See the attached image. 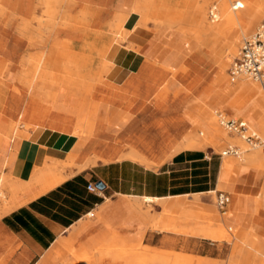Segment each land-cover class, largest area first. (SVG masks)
Segmentation results:
<instances>
[{
  "label": "rangeland",
  "instance_id": "374dc122",
  "mask_svg": "<svg viewBox=\"0 0 264 264\" xmlns=\"http://www.w3.org/2000/svg\"><path fill=\"white\" fill-rule=\"evenodd\" d=\"M151 1L153 8L156 7L158 9V12L154 15L156 21L148 20L146 22V27L150 29L148 44L151 43L153 45V51L150 56L144 54V63L137 73L125 82L123 97L118 101H110L107 105V110L110 111L106 116L107 124H110L109 121L113 122L114 118H127L121 120L123 124L120 126L117 124L112 125V134L114 136L120 135L124 139L129 131H139L141 127H148L155 122L158 125L167 123L174 118L182 116L185 112L194 113L195 117L188 119L186 124L193 126L195 133L198 134L202 124L199 118L200 112L214 110L215 116L221 113L227 117L246 120L258 135L263 136L264 123H261L260 116L241 117L231 115L229 109L217 107L212 101L215 95L221 92L219 84L214 79L213 72L218 68L217 63L222 62L224 66H222L223 74H225L227 80L232 85L246 83L257 87L260 99L257 101L256 110L264 117V91L260 82L244 76L236 77L233 81L229 73L230 65L238 54L242 40L253 33L264 19V0H245V6L238 9H232V4L236 0H227L231 12H236L238 16L248 20L247 25L243 29L239 24L232 25L230 29L223 27L224 19L222 16L218 17L219 0H207L204 9L200 8L203 13L202 21H205L207 25L213 24L214 26H219V32L212 31L206 36L203 34V37L201 36L203 39L199 41L202 43L200 50L198 49V41L195 39L193 31L196 26L198 27L197 21H195L198 18V7L206 0ZM64 6L67 8L96 10L86 5L71 4L69 0L64 3ZM213 6L217 13L215 20H212L209 16V10ZM36 7L37 13H34V16H31L32 18L29 21L31 26L38 31L42 26L38 25L34 17L41 10L39 6L36 5ZM114 12L120 13V11ZM166 22L172 23L168 25ZM158 23L160 24L158 25ZM232 35H235L234 41L231 39ZM103 36L104 34L102 33L101 37ZM33 40H35V43H39V45L43 44L36 35ZM86 41L92 42L93 40L87 39ZM123 41L122 39L118 44L110 41V44L103 51L109 52L114 45L121 46ZM80 44L81 46L77 45V43L70 44L67 41V37L62 35L46 48L52 46L54 50L61 54L74 53L78 56L82 55L81 51L86 54L88 49L82 46L85 42H80ZM40 50L39 48L35 51ZM147 60L154 63L146 62ZM93 63L94 61L89 60L86 64L90 66ZM49 67L54 73L57 71V67ZM87 74L88 71H82L79 75L73 77V81L81 80ZM167 82L169 89L163 90V86H166ZM160 91H167L168 93L160 95ZM80 95L81 93H79L78 98H80ZM244 95L247 94L245 93ZM235 97L238 98L239 96L237 97L236 95ZM26 99L28 100V97ZM251 99L254 100V97H251ZM46 116L47 111L42 110L39 111L37 118L44 120ZM7 120V118L0 115V128H2ZM22 130L21 127L18 129V133H21L22 136L15 137L8 155L1 150L7 144V140L3 141L0 138L1 174L6 173L5 170L15 157L19 143L27 135L28 130L24 133L21 132ZM224 133L223 131L222 138L217 143L206 142L200 148V150H203L210 156V160L205 161V184L192 188L194 190H206L205 192L190 193L150 203L139 198L141 209L149 216L146 218L133 216L131 213L123 210L122 219L110 222V228L101 224L96 213L98 209L80 222V224L86 225L85 229H82L83 235L80 230L81 228H72L67 232L65 237H61L65 240L72 239L74 246L72 248H65L58 244L46 264L77 263L78 255L81 251H97L99 249H118L125 252L128 255V261H125L123 264H138L136 256L139 258L144 253L159 257L164 256L163 258L167 257L165 258L167 259L165 264H208L207 262L210 264H230L229 256L232 251V244L234 242L242 245L245 244L239 240L240 235H237L236 231H238V234L245 232L254 233L255 236L261 237L264 243V228L262 232L257 231V228L264 224V196L260 195L261 188H259V197L257 198L262 199V205L253 201L257 190L254 177L258 170L257 167L243 162V158L253 147L236 135H230L232 138H226L225 134L227 133ZM203 136H205V133ZM125 140H127V137L123 140L120 151L127 152L132 148V145ZM157 144L160 145L162 142L158 141ZM229 145L235 146L239 150V154L222 156L221 152ZM96 152L100 153V151ZM173 154L175 153L167 156L159 165L169 160ZM99 157L97 158L99 159ZM97 158L96 161L98 160ZM223 162L237 167H245L247 171L229 175L224 188L217 189L214 193H207L209 190L216 189ZM158 166L149 168H156ZM76 171L79 170L71 165L64 169L66 176ZM262 172L261 187L264 181V171ZM181 181L185 182L188 179L182 178L176 182ZM158 187H164V183H158ZM218 193H225L229 197L224 211L219 210L217 207L216 196ZM118 199L133 201L137 198L120 196ZM177 200L185 201L189 205L175 207L174 210L168 212L161 206L163 203ZM107 203L111 204V201ZM1 211L0 203V213ZM207 224L211 225L216 231H223L229 234V238H221L222 242H210L206 239L192 237L200 227ZM185 227L186 229L183 230ZM87 235L103 236L91 240L89 243L88 239H85ZM230 241L233 243H230ZM249 251L254 256L251 253L241 251L237 255L238 257H236L237 264H253V259L255 264H264V248L262 254L253 251L250 247Z\"/></svg>",
  "mask_w": 264,
  "mask_h": 264
},
{
  "label": "bare ground",
  "instance_id": "6f19581e",
  "mask_svg": "<svg viewBox=\"0 0 264 264\" xmlns=\"http://www.w3.org/2000/svg\"><path fill=\"white\" fill-rule=\"evenodd\" d=\"M66 1L36 0V5L41 10L34 17L38 25L42 26L38 31L31 26L29 21L34 15L31 18H27L9 11L0 4V30L5 33L13 31L25 37L28 41V46L26 45L27 48L20 61L17 83L14 85L7 84L4 81V76H0L1 83L28 97V104L21 115H19V119L11 123L9 121L12 120L8 119L0 128V138L3 141L7 140V144L1 150L7 155L9 154L15 137L22 136L21 133H18L20 127L23 129L21 132L24 133L37 126H48L62 133L70 134L77 139L64 160L47 158L41 167L32 171L31 176L27 180L11 178L7 173H0V203L3 211H8L12 207L23 203L25 199L22 198V194L26 192H29L30 196L33 197L61 183L67 177L64 173L66 167L71 165L81 170L95 163L96 158L100 155L96 151L101 152L106 145V141L100 139L97 134L102 129H109L111 125L106 122L105 116H107V112L104 114L105 122L92 120L89 116L90 104L94 97H98L97 93L99 90L102 91L98 98L103 101H107L114 92L125 93L123 90L125 83L116 85L105 79L112 63L105 60L108 52L103 51V49L110 44V41L118 44L122 39L126 40L129 32L139 27H146L148 20L156 21L147 17V10L151 0H135L129 12H109L110 18L108 22L106 21L107 23L105 22L104 26L101 24L98 28L96 27L97 29L90 30L78 26L75 22L63 17L61 12ZM244 1L236 0V9L243 8L245 6ZM206 2L207 0L203 4L201 3L198 9H204ZM219 16L223 17V27L227 29L236 24H239L243 29L248 23L247 19L241 18L236 12H231L227 0H219ZM127 24H130L129 28H126ZM218 29L219 26L207 25L201 18L198 27L196 26L193 31V35L199 42L203 39V34L206 36L212 31L219 32ZM102 33L104 34L103 37H101ZM35 35L40 38L43 44L35 43V40H33ZM62 35L67 37V41L70 44L77 43V45L81 46L80 42H85L82 46L89 49H87L88 55L87 52L84 54L82 51L80 52L82 55L78 56L74 53L61 54L54 50L52 46L46 48ZM233 38H235V35H232L231 39L233 40ZM87 39H92L93 41H86ZM234 47L236 48V46ZM39 48L41 49L40 51H35ZM89 60L94 61L90 66L86 64ZM8 65L9 67L11 66L10 64ZM49 66L57 67V71L54 73ZM217 66L218 68L213 73L221 92L215 95L212 101L213 104L222 109H229L231 115L241 117L260 116L261 123H264V117L256 110L257 101L260 99L257 87L246 83L232 85L225 74H223L222 68L224 66L222 62H218ZM82 71H88L86 77L73 81V77L79 75ZM234 79L232 78L233 81ZM260 85L264 91V85L261 83ZM167 89H169L168 82L166 86H163V90ZM79 93L82 95H80V98H78ZM164 93L168 92L160 91V95ZM245 93L250 96L244 95ZM236 95L239 97L236 98ZM251 97H254V100ZM42 110L47 111V116L44 120H39L37 116L39 111ZM93 112V115L97 114L95 111ZM194 117V113L185 112L182 116L174 118L167 123L158 125L155 122L148 127H141L139 131H133L125 140L132 145V148L119 157L137 161L141 165H145V167L158 166L160 162L172 153L185 149H200L206 142L217 143L222 138L223 131L227 133H224L226 138H232L230 135L233 134H229L218 125L214 110L200 112L199 118L202 124L198 134L195 133L193 126L186 124L188 119ZM156 125L157 127L155 128ZM204 133L205 136H203ZM158 141H161L162 144L158 145ZM252 147L253 149L243 158V162L264 171V152L259 146ZM260 195L264 196V181ZM142 200L150 203L160 199L144 196ZM180 201H174V204ZM167 205L163 203L165 209ZM123 210L128 211L133 216H141L142 218L149 216L141 209V203L136 199L133 201L123 200L115 204H104L96 213L101 224L110 228V222L122 219ZM236 233L240 235L239 240L242 243H245L253 251L262 254L264 243L261 237L247 232L238 234V231H236ZM196 234L194 236L207 238L210 241H217L225 237L229 238V234L223 231H216L208 224L200 227ZM101 236L87 235L86 238L90 243L91 240ZM60 243L65 248L74 246L72 239H64ZM52 252H54L53 249L46 253L39 264H46L52 256ZM163 257L144 253L139 258L136 256V260L138 264H165L167 262L165 258L167 257ZM127 258L128 255L118 249L83 250L78 255L77 263L72 264H123L128 261ZM207 263L210 264L209 262Z\"/></svg>",
  "mask_w": 264,
  "mask_h": 264
},
{
  "label": "crops",
  "instance_id": "0c3cea01",
  "mask_svg": "<svg viewBox=\"0 0 264 264\" xmlns=\"http://www.w3.org/2000/svg\"><path fill=\"white\" fill-rule=\"evenodd\" d=\"M134 2L135 0H69L71 4L86 5L96 10L64 6L61 13L63 17L77 25L97 29L101 24L104 26L105 22H108L109 12L125 11L127 13ZM0 4L9 11L27 18H31L34 13H37L36 0H0ZM157 10L156 7L153 8L151 1L147 10V17L155 19L154 15L158 12ZM197 16L195 21L198 25L203 16L200 9H198ZM129 27L130 24H127L126 28ZM149 33L148 27H139L127 34L126 40L121 46L114 45L107 53L105 60L112 63L105 76L108 82L122 85L137 73L145 61V55L150 56L153 51V45L148 44ZM27 43L25 37L13 31L5 33L0 30V76H4L5 83L11 85L17 83L19 65L28 46ZM197 46L200 50L202 43L197 42ZM8 64L11 66L9 67ZM101 91H98L97 96L100 95ZM123 94L114 92L107 101L99 99V96L94 97L89 109L90 118L98 122H105L106 116L104 117V114L109 111L107 110L108 103L118 101L123 97ZM26 103L27 99L22 93H18L12 87L0 82V115L16 121L24 111ZM93 111L97 114L93 115ZM125 119L127 118H114L113 122L109 121V125H111L109 129H102L98 132V137L105 140L106 145L100 152V157L95 164L72 173L61 183L36 196L31 197L29 192L22 194V198L25 199L23 203L8 211H1L0 264H39L46 253L52 249L55 250L58 244L61 245L60 241L64 240L61 237H65L68 231L72 228H81L83 235L82 229L86 225L80 224V222L108 201H111V204L123 201L118 199L120 196L135 197L136 200L148 196L163 200L206 191L192 188L205 184V161L210 160V156L203 150L186 149L179 151L156 168L145 167L137 161L120 158L119 156L125 152L120 151L123 140L133 131H129L123 139L120 135L114 136L112 134V125L120 126L123 124L121 120ZM75 143L76 138L70 134L62 133L48 126H37L28 130L26 137L21 140L17 147L15 157L5 171L15 179L27 180L32 171L41 167L47 158L64 160ZM257 170L258 172L254 177L257 190L253 201L262 205V199L257 197H259L258 191L261 188L263 170L258 168ZM244 171H247V168L223 162L216 189L209 190L207 193H214L217 189L224 188L229 175ZM182 178H186L188 181L176 182ZM98 181L103 184L102 189L88 190V184L92 183L95 186ZM158 183H164V187H158ZM166 205L165 210L168 212L174 210L175 207L189 205V203L181 200L177 204H174L173 201L166 203ZM161 206L163 207V205ZM258 228L257 231L262 232L264 224ZM192 237L210 241L207 238ZM225 238L228 239V237ZM231 248L230 264H237L236 257L241 251L251 253L246 244L234 242ZM252 262L255 264L254 259Z\"/></svg>",
  "mask_w": 264,
  "mask_h": 264
},
{
  "label": "built area",
  "instance_id": "2783aa9c",
  "mask_svg": "<svg viewBox=\"0 0 264 264\" xmlns=\"http://www.w3.org/2000/svg\"><path fill=\"white\" fill-rule=\"evenodd\" d=\"M232 7L236 9L237 2ZM209 16L212 20L217 18L214 6L209 10ZM229 73L232 78L244 76L264 85V19L252 34L242 40L238 54L230 65ZM216 118L218 125L226 132L237 135L250 146L261 147L264 152V135H258L246 120L227 117L221 113L217 114ZM230 154L238 155L239 150L235 146H227L221 152L222 156ZM87 188L90 191L96 190L92 183L88 184ZM228 201L229 197L225 193L217 194L216 204L219 210L224 211Z\"/></svg>",
  "mask_w": 264,
  "mask_h": 264
},
{
  "label": "water",
  "instance_id": "95a60500",
  "mask_svg": "<svg viewBox=\"0 0 264 264\" xmlns=\"http://www.w3.org/2000/svg\"><path fill=\"white\" fill-rule=\"evenodd\" d=\"M95 186L98 189H102L103 188V184L100 181L96 182Z\"/></svg>",
  "mask_w": 264,
  "mask_h": 264
}]
</instances>
